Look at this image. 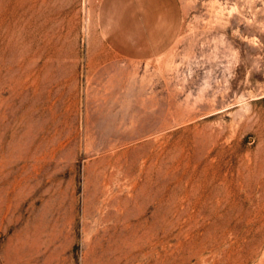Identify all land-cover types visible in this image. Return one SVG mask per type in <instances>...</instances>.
Returning <instances> with one entry per match:
<instances>
[{
    "label": "rangeland",
    "instance_id": "rangeland-1",
    "mask_svg": "<svg viewBox=\"0 0 264 264\" xmlns=\"http://www.w3.org/2000/svg\"><path fill=\"white\" fill-rule=\"evenodd\" d=\"M0 264H264V0H0Z\"/></svg>",
    "mask_w": 264,
    "mask_h": 264
},
{
    "label": "crops",
    "instance_id": "crops-1",
    "mask_svg": "<svg viewBox=\"0 0 264 264\" xmlns=\"http://www.w3.org/2000/svg\"><path fill=\"white\" fill-rule=\"evenodd\" d=\"M139 55V54H138Z\"/></svg>",
    "mask_w": 264,
    "mask_h": 264
}]
</instances>
